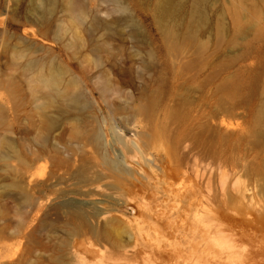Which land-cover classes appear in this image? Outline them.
I'll return each instance as SVG.
<instances>
[{"label":"rangeland","instance_id":"obj_1","mask_svg":"<svg viewBox=\"0 0 264 264\" xmlns=\"http://www.w3.org/2000/svg\"><path fill=\"white\" fill-rule=\"evenodd\" d=\"M194 159L264 169V0H0V264H112Z\"/></svg>","mask_w":264,"mask_h":264},{"label":"bare ground","instance_id":"obj_2","mask_svg":"<svg viewBox=\"0 0 264 264\" xmlns=\"http://www.w3.org/2000/svg\"><path fill=\"white\" fill-rule=\"evenodd\" d=\"M55 83L53 78L46 81L51 86ZM70 100L75 102L77 95L73 94ZM176 160L181 161L180 158ZM196 160L188 168L176 162L174 169H170L174 182H168L166 174L163 179L154 181L155 186H160L161 182L165 186H157L160 197L149 192L150 199H146L147 196L138 201L139 220L133 226H126L131 230V238L118 236L119 239L115 240L114 235L111 236L113 232L110 234L112 227L110 232L108 228L103 229L105 238L109 234L113 238L106 239L107 244H99L100 248H95L90 237L76 238L74 247L107 257L113 260L112 264H264V169L250 173L235 165L227 168L221 161ZM140 193L144 196L143 192ZM128 194L130 198L134 196ZM74 233L76 231L70 232Z\"/></svg>","mask_w":264,"mask_h":264}]
</instances>
